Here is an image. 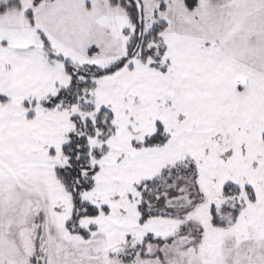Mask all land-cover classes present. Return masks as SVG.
Returning <instances> with one entry per match:
<instances>
[{
  "label": "snow or ice",
  "instance_id": "1",
  "mask_svg": "<svg viewBox=\"0 0 264 264\" xmlns=\"http://www.w3.org/2000/svg\"><path fill=\"white\" fill-rule=\"evenodd\" d=\"M0 264H264V0H0Z\"/></svg>",
  "mask_w": 264,
  "mask_h": 264
}]
</instances>
